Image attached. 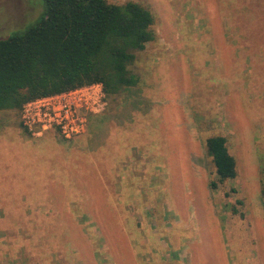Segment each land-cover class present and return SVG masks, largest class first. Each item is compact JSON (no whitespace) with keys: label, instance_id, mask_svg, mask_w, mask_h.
Wrapping results in <instances>:
<instances>
[{"label":"rangeland","instance_id":"obj_1","mask_svg":"<svg viewBox=\"0 0 264 264\" xmlns=\"http://www.w3.org/2000/svg\"><path fill=\"white\" fill-rule=\"evenodd\" d=\"M133 1L156 40L118 106L70 139L0 111V264H264V0ZM41 3L0 0V38ZM217 134L238 175L212 189Z\"/></svg>","mask_w":264,"mask_h":264},{"label":"trees","instance_id":"obj_2","mask_svg":"<svg viewBox=\"0 0 264 264\" xmlns=\"http://www.w3.org/2000/svg\"><path fill=\"white\" fill-rule=\"evenodd\" d=\"M42 7L34 24L0 38V111L21 115L30 100L93 83L103 85L109 108L118 106L139 83L130 66L156 40L150 9L133 0H43ZM206 150L218 179L212 189L237 177L226 136L208 137Z\"/></svg>","mask_w":264,"mask_h":264},{"label":"built area","instance_id":"obj_3","mask_svg":"<svg viewBox=\"0 0 264 264\" xmlns=\"http://www.w3.org/2000/svg\"><path fill=\"white\" fill-rule=\"evenodd\" d=\"M108 100L101 83H93L62 93L26 102L21 121L34 135L57 130L65 138L86 132L90 115L104 112Z\"/></svg>","mask_w":264,"mask_h":264}]
</instances>
